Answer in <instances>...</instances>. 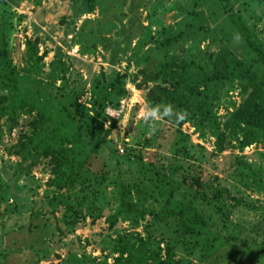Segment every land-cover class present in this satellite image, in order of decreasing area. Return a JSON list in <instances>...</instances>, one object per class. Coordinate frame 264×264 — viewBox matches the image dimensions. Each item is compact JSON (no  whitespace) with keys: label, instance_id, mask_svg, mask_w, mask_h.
<instances>
[{"label":"rangeland","instance_id":"1","mask_svg":"<svg viewBox=\"0 0 264 264\" xmlns=\"http://www.w3.org/2000/svg\"><path fill=\"white\" fill-rule=\"evenodd\" d=\"M229 2L264 41V0ZM114 3L0 0V50L5 62L15 66L21 77L26 75L24 83L53 94L64 88L58 92L62 103L68 105L77 98L90 115H95L93 84L97 79L107 81L120 74L127 91L117 108L105 109L118 116L106 113L96 137L87 135L81 123V137L90 147L100 141L96 152L88 154L84 169L92 175L105 173L106 178L92 189L101 214L82 209V218L74 224L66 222L62 191L48 186L50 159L26 154L31 150L28 146L21 153L25 160L13 153V146L34 132L33 117L21 112L12 117L0 114V264H117L115 248L122 236H145L149 230L165 235L167 224L148 216L136 228L121 219L113 226L108 221L117 205L118 189L129 185L147 162L164 164L178 175L199 174L236 199L222 196L226 218L211 213L215 225L209 227L230 246L220 249L229 255L224 264H246V256L238 248L245 245L254 251L264 238V145L243 146L237 137L225 141L217 151L208 129L201 133L191 122L178 129L162 120L153 132L141 119L145 87L151 83H142L140 71L161 54L188 58L228 48L242 57L227 7L221 0H123L120 14L115 16ZM28 41H37V56L43 54L40 73L30 76L23 70L29 68ZM53 62L63 64L64 86L60 68L52 66ZM240 98L237 86L223 95L217 109L219 123L238 106ZM2 104L0 97V108ZM185 136L187 156L181 147ZM202 211L206 217L212 212L209 208ZM156 240L161 242L159 237ZM163 245L161 242L160 247ZM211 249L197 248L188 258L193 263L201 259V264H214L208 260ZM181 255L184 252L177 253Z\"/></svg>","mask_w":264,"mask_h":264},{"label":"trees","instance_id":"2","mask_svg":"<svg viewBox=\"0 0 264 264\" xmlns=\"http://www.w3.org/2000/svg\"><path fill=\"white\" fill-rule=\"evenodd\" d=\"M32 1L36 3V0ZM122 1L115 0V16L120 14ZM221 1L223 7H227L232 36L239 39L242 57L228 48L204 52L200 56L195 54L188 58L161 54L140 71L142 83H151L145 87L144 103H170L174 111L186 112L184 121L176 123L167 118L164 121L178 129L185 122L194 124L201 133L208 129L215 137L217 151L221 150L225 141L229 142L231 138L237 137H241L243 146L253 143L264 145V41L247 24L239 10H233L230 0ZM201 29L200 26L199 30ZM169 39L166 40L168 44ZM2 52L0 50V97L3 101L0 114L12 117L21 112L33 117L34 126L31 135L24 136L22 141L13 146V153L25 160V154L21 153L28 146L32 152L29 150L26 154L50 159L52 176L48 186L62 191L67 224H74L81 219L82 209H86L88 213L96 211V216H99L102 209L97 206L98 196L96 190L92 189L100 187L106 175H92L84 166L88 154L96 152L100 141L90 147L89 142L81 137V123L84 122L87 135L96 137L99 134L101 122L107 118L105 109L117 108L119 100L127 95L123 76L116 74L107 81L97 79L94 82L93 89L97 92L94 94L93 103L95 115H90L78 103L77 98L70 100L68 105L62 103L58 92L64 88L57 89L58 92L53 94L24 83L23 76L26 75L21 77L15 66L5 62ZM37 55V41H28L29 68L23 69L28 76L41 71L43 54ZM51 64L60 68L64 86L63 64ZM51 75L54 78L53 71ZM233 86H237L241 92L240 102L224 122L219 123L217 109L223 101V95ZM171 118L175 119V114ZM89 120L92 123H88ZM98 121L100 125L95 126ZM186 138H182L181 146L184 156L188 155V150L183 149ZM134 178L129 185L118 189L117 205L108 219L110 226L121 219L136 228L148 216L156 222L166 223L168 231L161 236L153 234L151 230L145 236L138 233L122 236L115 248L118 254L114 258L115 263L201 264V259L193 263L188 257L193 256L197 248H212L209 262L224 264L229 255L220 249L230 246L209 225H215L211 221V213L226 218V205L221 202L224 194L236 200L229 196L227 190L202 180L199 174L188 171L178 175L175 169L164 164L158 166L154 162L145 163ZM91 179L97 182H91ZM202 208L212 210L208 217ZM157 237L164 243L163 248L160 247L161 242L156 240ZM262 241L257 245L253 244L256 245L254 251H250L245 245L238 248L239 254L246 256V264H264V238ZM178 252H184L185 256H177Z\"/></svg>","mask_w":264,"mask_h":264},{"label":"clouds","instance_id":"3","mask_svg":"<svg viewBox=\"0 0 264 264\" xmlns=\"http://www.w3.org/2000/svg\"><path fill=\"white\" fill-rule=\"evenodd\" d=\"M175 114V119H172V115ZM118 116V114H112ZM187 116L186 112L174 111L173 105L163 104V105H153L148 102L144 105V110L141 113V119L148 125L153 132L156 131V124L165 118L169 120H174V122L179 123L184 121Z\"/></svg>","mask_w":264,"mask_h":264},{"label":"built area","instance_id":"4","mask_svg":"<svg viewBox=\"0 0 264 264\" xmlns=\"http://www.w3.org/2000/svg\"><path fill=\"white\" fill-rule=\"evenodd\" d=\"M109 110H111V109H107V110H106V113H107L108 115H112L113 112H112V111H109Z\"/></svg>","mask_w":264,"mask_h":264}]
</instances>
